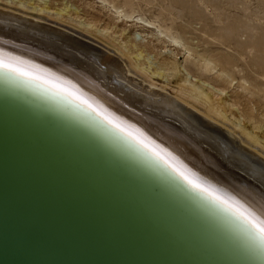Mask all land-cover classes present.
I'll use <instances>...</instances> for the list:
<instances>
[{
	"label": "water",
	"instance_id": "95a60500",
	"mask_svg": "<svg viewBox=\"0 0 264 264\" xmlns=\"http://www.w3.org/2000/svg\"><path fill=\"white\" fill-rule=\"evenodd\" d=\"M51 104L0 73V264H247L221 227Z\"/></svg>",
	"mask_w": 264,
	"mask_h": 264
},
{
	"label": "bare ground",
	"instance_id": "6f19581e",
	"mask_svg": "<svg viewBox=\"0 0 264 264\" xmlns=\"http://www.w3.org/2000/svg\"><path fill=\"white\" fill-rule=\"evenodd\" d=\"M24 4L17 2L15 6L40 14L47 11ZM15 16L0 11V73L46 95L54 113L67 116L80 126H90L112 148L165 183L174 196L184 197L209 226L222 228L217 229L228 235L247 264H264V237L236 211L264 222L262 135L241 122L228 120L224 100H215L214 89L192 80L188 74L178 75L176 98L154 92V78L167 82L169 76L154 70L151 62L142 64L143 52L133 56L123 50L121 57L112 58L72 41L58 30L36 24L27 26L25 20ZM57 16L63 23L72 21L64 12H57ZM130 73L141 77L142 82L128 78ZM144 82L154 88L143 87ZM188 106L205 118L197 117ZM189 180L202 187H194Z\"/></svg>",
	"mask_w": 264,
	"mask_h": 264
},
{
	"label": "rangeland",
	"instance_id": "374dc122",
	"mask_svg": "<svg viewBox=\"0 0 264 264\" xmlns=\"http://www.w3.org/2000/svg\"><path fill=\"white\" fill-rule=\"evenodd\" d=\"M13 1H0V11L25 20L27 26L58 30L72 41L112 58L121 57L125 50L133 56L143 52L142 64L151 62L154 70L169 76L168 83L154 78L156 93L174 99L179 77L188 74L214 89L215 100H224L228 120L241 122L264 137V0H15L14 6ZM17 2L47 11L22 10L15 6ZM57 12H64L72 21L63 23ZM130 74L128 78L142 82L141 77ZM144 83L143 87L154 88Z\"/></svg>",
	"mask_w": 264,
	"mask_h": 264
},
{
	"label": "snow or ice",
	"instance_id": "6c2138e0",
	"mask_svg": "<svg viewBox=\"0 0 264 264\" xmlns=\"http://www.w3.org/2000/svg\"><path fill=\"white\" fill-rule=\"evenodd\" d=\"M3 67H8V65H2ZM141 143H144L141 141ZM147 146V145H145ZM159 155V153H157ZM182 176L184 175L183 173H180ZM186 180L189 178L187 176L184 177ZM189 183L193 184L194 187L201 188L202 186L200 184L195 183L192 180H189ZM203 191H208L206 188H202ZM219 199V197H217ZM224 203H227V201H223ZM229 207H232V205H229ZM237 212L240 213L241 216H244V218L252 225L253 228L257 229L261 235V237H264V222H258L256 219H254L252 216L247 215L244 212H240L239 209H236Z\"/></svg>",
	"mask_w": 264,
	"mask_h": 264
}]
</instances>
